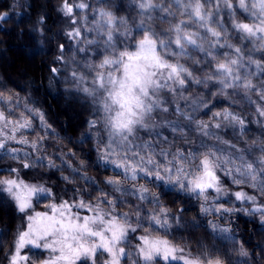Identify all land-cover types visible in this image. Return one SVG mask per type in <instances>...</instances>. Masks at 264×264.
I'll return each instance as SVG.
<instances>
[{
    "label": "snow or ice",
    "instance_id": "snow-or-ice-1",
    "mask_svg": "<svg viewBox=\"0 0 264 264\" xmlns=\"http://www.w3.org/2000/svg\"><path fill=\"white\" fill-rule=\"evenodd\" d=\"M131 3L135 5L138 17L132 24L127 17L117 16L110 10L100 9L96 13L100 19L88 31H95L101 37L104 52L99 63L85 64L92 73L91 86L80 72L72 70L71 78L76 88L89 98L98 117L88 121L89 129L102 131L106 137L98 142L103 144L102 148H97L99 162L121 169L120 175L125 182H132L133 188L127 189L121 180L108 178L104 183L110 186L111 193H118V196L97 188L100 196L95 204L86 203L83 199L73 202L61 200L46 204L48 211L40 212L35 211L33 201L39 202L42 198L53 200L52 190L42 184L26 183L19 179L17 169H10L17 174V178L0 179V193L6 194L5 204L10 200L16 211L26 214L22 217L26 223L17 230L9 264H29V255L21 254L26 247L48 253L34 264H97L98 253L104 257L102 264H127L133 257L132 264H172L173 261H181L182 264H225L218 257L200 259L191 254L184 255V248L147 232L149 226L162 228L167 233L173 223L193 230L202 225L195 220L183 224L179 215L170 216L169 210L162 206L159 194L135 182L145 179L161 190L171 185L170 191L179 189L191 193L195 199L203 201L201 213L205 216L236 211L215 203L228 194L218 173L230 176L234 184L247 182L264 193V147L260 148L261 155L257 159H249L244 149L209 130L210 126L212 129L222 126L238 128L239 135L243 136L245 121L242 117L224 110L213 113L211 122L198 121L190 112L182 110L179 103H174L172 112L177 119H170L166 115L169 113L168 102L163 97V93L167 92L174 101L176 97L187 101L189 97L184 96L187 83L207 87L213 81L219 85L217 91L221 95H228V89H242L245 98L251 102L248 94L255 90V94L264 100V58L254 59L251 53L245 56L241 47L229 42L228 27L223 23L221 14L223 5L229 10L232 29L241 34L240 39L250 41L254 45L253 52L264 51V0H131ZM75 7L85 10L88 5L81 2ZM237 9L248 13L252 22L237 21ZM61 11L65 16L72 17V24L76 23L73 6L67 0H64ZM3 19L4 16L0 15V20ZM156 25L167 27L157 30ZM66 35L78 44L83 40L79 27ZM121 38L124 43L122 48L117 45ZM86 43L95 44L97 41L89 39ZM218 48H227L231 52L219 53ZM84 50L80 47L69 51ZM60 53L57 59L64 62L63 45L60 46ZM182 61H191L197 66L204 63L208 68L203 70L202 75H196V71ZM51 71L55 73L57 69ZM256 76L261 77L259 84L254 83ZM199 100V97L192 99L186 107L193 112L207 107L206 102ZM8 103H11L10 99ZM257 111L264 116V108L258 106ZM35 114L42 128L50 127L43 113ZM180 117L188 122L189 128L194 125L192 130L201 137L216 140L218 144L209 145L201 139L196 148L180 147V144L194 143ZM0 124L3 127L12 124L8 132L0 128V159H19V150L7 146L10 141L38 149L37 143H30L26 137L17 138L15 134L18 130L30 128V120L9 121L0 111ZM162 128L172 133L171 139L159 131ZM219 144L226 145V148L219 147ZM37 159L44 164L42 158ZM45 166L57 167L50 160ZM23 167L28 168L30 164L25 161ZM73 171L89 186L96 183L80 171ZM63 179L72 182L68 177ZM210 191L215 193L211 203ZM233 195L237 200L256 205L251 210L242 208L239 211L246 215L258 213L264 228V205L257 204L255 196L242 191ZM128 196L158 208V211L148 213L149 226L141 224L138 207L134 213L135 224L128 213L117 214V203L123 205ZM73 209H85L91 215H81ZM208 226L213 234L230 232V229L220 228L211 221ZM138 228H144L147 234L133 237L138 243L134 251H128L131 247L129 234L136 233ZM40 254L35 253L37 256ZM240 255L247 256L242 246Z\"/></svg>",
    "mask_w": 264,
    "mask_h": 264
},
{
    "label": "trees",
    "instance_id": "trees-1",
    "mask_svg": "<svg viewBox=\"0 0 264 264\" xmlns=\"http://www.w3.org/2000/svg\"><path fill=\"white\" fill-rule=\"evenodd\" d=\"M88 1L67 0L68 4L73 6L74 15L77 9L75 5L81 2L88 4ZM129 2L130 0H122L121 5L130 24H132L138 17L134 10L135 5ZM63 4L64 0H0V15L4 16V19L0 20V98L4 100L0 102V108L7 118L14 120L33 116L28 109L43 113L44 120L52 132L63 138L66 148L73 153L79 162L85 163L86 172H84L96 183L89 186L79 178L77 172L66 165L59 170L48 168L42 164L37 165L34 169H27L23 167V163L11 157L0 159V179L17 177L15 172L10 171V169H17L20 177L26 183H41L52 190L54 199L48 200L50 203H59L61 200L73 202L83 199L86 203L95 204L97 197L100 196L97 188L103 189L110 195H119L118 193H111L110 186L104 183L106 179L122 180L123 177L120 173L99 162L98 144L90 137L93 129L88 127V121L98 119L94 106L89 98L76 88L71 78V71H77L76 68L66 61L61 62L57 59L61 55V45L64 46V54L78 45L66 33L76 27L80 28L79 19L76 15V23L72 24V17L65 16L61 11ZM221 9L223 23L228 27L229 42L241 47L245 56L251 53L254 59L264 58V51L253 52L254 45L248 40L240 39L241 34L231 27L232 21L229 18V10L224 9L223 5H221ZM235 19L244 23L252 22L248 13L239 9L235 12ZM156 27L159 30L161 27H167V25H156ZM40 43H42V49H39ZM217 51L219 53L231 52L227 48H218ZM182 63H187L196 71V75H202L203 70L208 68V65L204 63L199 66L192 64L191 61H182ZM53 68L57 69V72L53 73L51 71ZM260 81V76L254 77V83L259 84ZM218 88L219 85L213 81H210L207 87L189 82L184 90V96L189 97L187 101L179 97H176L174 101L171 94L164 92L163 97L168 102L169 107V113L166 115L170 119H177L172 112L174 103H179L182 110L190 112L193 119L198 121H213V113L215 112H223L224 110L234 112L245 121L243 136L239 135L238 128L222 126L220 129H212L210 126L209 130L215 131L223 140L244 149L247 158L257 159L261 155L260 148L264 147V116L259 114L257 107L264 108V100L255 94V90L248 94L251 100L249 102L245 98V91L242 89L235 91L228 89V95H221L217 91ZM197 97L200 98L198 102H206L207 107H201L198 111L193 112L186 105ZM9 99L11 103H8ZM157 119H160L159 115ZM179 119L183 121L182 117ZM183 123L188 136L194 143L192 145L180 144V147L196 148L201 139H204L209 145L218 144V141L203 138L198 132L192 130L194 125L189 128L187 121H183ZM159 131L168 136L169 139L172 138V133L167 128L159 129ZM42 136L45 137L43 134ZM30 137L36 138L37 134L32 133ZM52 138L54 137H49L46 142L50 147L55 143ZM219 147L226 148V145L219 144ZM62 175L68 177L72 182L64 180ZM218 175L222 176V184L227 190H233L232 178L222 173H218ZM135 183H143L152 192L159 194L161 204L169 210L170 216L179 215L183 224H190L195 220L202 227L193 230L173 223V226L165 233L162 228L149 226L148 213L156 212L158 208L147 202L142 203L130 196L125 198L123 205L117 203V214L128 213L135 224L136 216L134 213L138 207L141 210V224L149 226L147 232L169 239L197 258L218 257L225 264H264V228H262L259 214L246 215L245 212L239 211L242 208L248 210L254 208L248 207L251 206L250 202L247 201V204L243 205L230 201V198H223L224 200L221 202H226L227 206L235 205V207L225 208L236 209V211L205 216L201 213V200L195 199L191 194L177 189L175 191H170L169 188L161 190L144 179H139ZM236 186L238 187L236 190L249 187L250 189H245L256 196L259 205H264V193L259 188L254 191L247 182ZM248 192L247 195H249ZM233 198L235 197L233 196ZM5 199H7L6 194L0 193V264H9L17 230L26 223L22 218L26 214L16 211L10 200L5 204ZM102 207L106 208L107 206L102 205ZM44 210L45 207L39 203L35 207V211L43 212ZM75 210L73 209V211ZM81 210L84 211L85 209ZM181 210L183 211L181 212ZM82 215L84 214L82 213ZM209 221L217 222L230 229L227 237L233 239H225L213 234L208 226ZM144 233H146L144 228H138L136 233H130L132 247L138 243L133 237H138ZM241 246L247 252V256L240 255ZM37 252L41 254L35 255ZM21 254L29 255V264H34L35 261L46 257V252L38 249L29 250L28 247L23 249ZM103 259V256H98L97 264H102ZM132 259L135 257L129 259L127 264H132ZM172 264L178 263L172 262Z\"/></svg>",
    "mask_w": 264,
    "mask_h": 264
},
{
    "label": "rangeland",
    "instance_id": "rangeland-1",
    "mask_svg": "<svg viewBox=\"0 0 264 264\" xmlns=\"http://www.w3.org/2000/svg\"><path fill=\"white\" fill-rule=\"evenodd\" d=\"M121 1L122 0H89L88 4H87L88 7L85 10H80L79 8H77L75 11V15L79 19L80 28H81L80 30H81L83 40L80 44L75 45L71 49L75 50L77 48L83 47L85 50L83 52L68 51L66 54H64V56H65L66 63L73 65V67L76 68L77 72H80V73L85 75V77L88 79V86H91L92 73L89 72V70L85 66V64H97V63H99V59L104 52V47H103L102 43L100 42L101 37L97 36V33L95 31H88V29L94 28L96 21L100 19L99 16L96 15V13L100 9L110 10V11L114 12L117 16L127 17L126 12H125L123 6L121 5ZM129 3H131V0ZM94 17H95V19H94ZM85 18H86V20H85ZM89 39L96 40L97 43L87 44L86 41ZM121 40H122V38L117 41V45L120 48L124 47V43H122ZM42 43L44 45L43 40H42ZM42 43L39 44V49H42ZM257 77H259V76H257ZM1 101H4V100H2L0 98V102ZM10 110H11V108H10ZM0 111H2L1 108H0ZM35 112H38V111L34 110L32 112L33 116L31 115L28 118H26V119L31 121V127L18 130V131H16L15 134H16L17 138L26 137L30 143L35 142L38 144L39 147H38V149H33L28 144H19V143H15V142L10 141L7 146L10 148H14V149L19 150V159H15V160L20 162V163H24L25 161H27L30 164V167H28L27 169H34L37 167V165L41 164V163H39V161L37 159L39 157V158H42L44 160V164H42V165H46L49 160L54 162L57 167L51 168V169L59 170L64 165H66L71 169H76V170L80 171L81 174L87 175L85 173L86 172L85 171V169H86L85 163L79 162V160L73 155V153L66 148L65 142L61 136L52 132V130L50 128L45 129V128L41 127L40 119L35 114ZM8 120L9 121H21V122H23L24 119H15L14 120V119L8 118ZM11 127H12V124H9L7 127H3V125L0 124V128H3L4 132H8V130ZM32 133H36L37 137L31 138L30 134H32ZM42 134L45 135V137H43ZM50 134H52V135H50ZM142 135H146V134L142 133ZM41 137H43V139H40ZM49 137L50 138L54 137L52 139L55 141V143L51 147L48 145V143L46 144ZM90 137H92L96 141V143L98 144V147H101V148L103 147L102 143H98L99 141L102 140V138H106V137H104V134L102 131L98 132L97 129H93V131L90 134ZM72 158H74V160H72ZM56 159H58L59 163H58V161H56ZM104 166L109 167L118 173H121V169L116 168L115 165L109 164V165H104ZM62 177H64V175H62ZM221 177L222 176H220V179H221ZM15 178H17V177H15ZM15 178L10 177L9 179H15ZM19 179H22L20 177V175H19ZM119 180H121V179H119ZM146 181H148V180H146ZM121 182H122L123 187H125L127 189L133 188L132 182H125L124 179H122ZM28 183L29 184H39V183H34V182H28ZM221 183H222V181H221ZM135 184L139 185L140 183H138V184L135 183ZM141 184H143V183H141ZM232 185H233V190H229L228 194L226 196H223L220 199L215 201L217 206L223 205L224 208L225 207H235V205L227 206V204H225L226 202H221V200H224L223 198H230L231 200L230 199H226V200L233 201L234 203H241L243 205L247 204L246 203L247 201H240V200L233 198V196H234L233 193L238 192V191H242V192L247 194L248 191L245 188H249V187L240 188L242 190H236V188H238L236 186L237 184H234L232 182ZM171 187H172L171 185L166 186L167 189L168 188L170 189ZM251 189L256 191L257 188L251 187ZM177 190H179V189H177ZM179 191H182V190H179ZM184 193H186V192H184ZM187 194H191V193H187ZM248 194H249V196H255L249 192H248ZM191 195H193V194H191ZM214 196H215V193H212L210 191L209 192V202L210 203H211L212 198ZM130 197L135 198L134 196H130ZM48 200L49 199H43V198L39 202L34 200L33 201L34 207H37L38 203L41 204L42 207H45L46 204L50 203V202H48ZM257 202H258V199H257ZM201 203H203L202 200H201ZM255 206L256 205H253L251 203V206H248V207H255ZM47 210H48V208L45 207V210L43 212H45ZM75 211H79L81 215H82V213L84 215H91V213L86 212L85 210L82 211L81 209H76ZM213 223L217 224L220 228H227V227L220 225L217 222H213ZM144 234H146V233H144ZM144 234H141V235H144ZM215 234H217L218 236H221V237H227L229 232L223 233V234L217 232ZM153 235H157V234H153ZM158 236H160V235H158ZM129 240H130V234H129ZM178 247H180V246H178ZM127 250L128 251H134L135 247L131 246ZM189 254L190 253L187 251L184 252V255H189ZM47 255H48V253L46 252V256ZM97 255L100 256L99 253ZM191 256H193V255L191 254ZM193 257H195V256H193ZM173 262L178 263V264H182L181 261H173Z\"/></svg>",
    "mask_w": 264,
    "mask_h": 264
}]
</instances>
